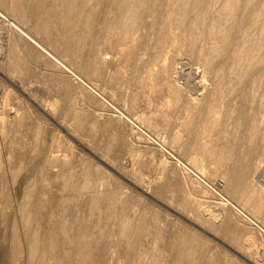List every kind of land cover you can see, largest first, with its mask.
<instances>
[{"label": "rangeland", "instance_id": "obj_1", "mask_svg": "<svg viewBox=\"0 0 264 264\" xmlns=\"http://www.w3.org/2000/svg\"><path fill=\"white\" fill-rule=\"evenodd\" d=\"M0 9V264H264V0Z\"/></svg>", "mask_w": 264, "mask_h": 264}, {"label": "bare ground", "instance_id": "obj_2", "mask_svg": "<svg viewBox=\"0 0 264 264\" xmlns=\"http://www.w3.org/2000/svg\"><path fill=\"white\" fill-rule=\"evenodd\" d=\"M104 4V3H103ZM106 6H104V5H102V8L100 9V10H102L103 12H104V8H105ZM107 8V7H106ZM106 10V9H105ZM102 12V13H103ZM41 16V15H40ZM0 17L2 18V19H5V20H7L9 23H10V25L13 27V28H15V29H17L23 36H25V38H27L29 41H31L36 47H38L40 50H42V51H44L51 59H54V61H56L58 64H62V65H64V63H62L61 62V60L59 61L50 51H48L36 38H34L33 36H31L28 32H26L23 28H21L17 23H14L13 21H11V19H9L8 17H7V15L5 14V12L4 11H2L1 9H0ZM84 18H86V17H84ZM94 37V36H93ZM102 40V39H101ZM100 41V40H99ZM91 48H92V46H91ZM93 49V48H92ZM109 50V49H108ZM107 50V51H108ZM92 58V55L91 56H87L85 59H87L86 60V62L88 61V60H90ZM81 60V59H80ZM82 62H83V60H82ZM89 64V63H88ZM86 69V68H85ZM88 70H89V68H88ZM203 73V72H202ZM76 75V74H75ZM78 77V76H77ZM86 85V84H85ZM90 87V86H89ZM92 88V87H91ZM90 88V89H91ZM187 170H189L190 172H192L193 174H195L194 173V171L192 170V169H190L189 167H187ZM248 218V217H247ZM253 220V219H252ZM253 222H254V220H253ZM34 226V225H33ZM34 235H35V233H33ZM32 233L30 234L31 236H30V240H32V244H33V246H35V248H36V239H37V237L36 236H34ZM40 242V241H39ZM46 244V243H45ZM45 246V245H44ZM50 246V245H49ZM16 247V246H15ZM79 247V246H78ZM35 248H34V250H35ZM45 248H46V246H45ZM32 249V248H31ZM49 249V248H48ZM80 249V248H79ZM16 251H17V249L16 248H14L13 249V253H12V255H13V259H14V257H15V254H16ZM49 251H50V249H49ZM17 256V255H16Z\"/></svg>", "mask_w": 264, "mask_h": 264}]
</instances>
